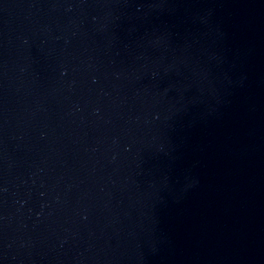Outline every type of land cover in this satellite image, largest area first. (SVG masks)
<instances>
[{
    "label": "water",
    "instance_id": "obj_1",
    "mask_svg": "<svg viewBox=\"0 0 264 264\" xmlns=\"http://www.w3.org/2000/svg\"><path fill=\"white\" fill-rule=\"evenodd\" d=\"M0 264H264V0H0Z\"/></svg>",
    "mask_w": 264,
    "mask_h": 264
}]
</instances>
